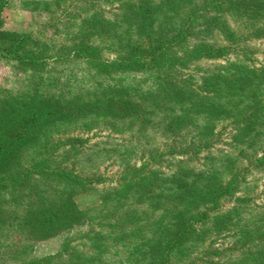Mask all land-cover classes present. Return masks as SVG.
<instances>
[{"label": "rangeland", "instance_id": "rangeland-1", "mask_svg": "<svg viewBox=\"0 0 264 264\" xmlns=\"http://www.w3.org/2000/svg\"><path fill=\"white\" fill-rule=\"evenodd\" d=\"M192 1L0 0V30L43 60L0 57V109L27 95L58 107L33 140L7 146L19 154L0 161V180L46 148L91 180L71 188L36 174L0 185V264H264V38L248 36L264 28V0H224L220 17L195 23L184 47L229 51L165 81L154 70L100 75L57 54L87 40L108 60L127 57L132 43L173 32Z\"/></svg>", "mask_w": 264, "mask_h": 264}, {"label": "trees", "instance_id": "trees-1", "mask_svg": "<svg viewBox=\"0 0 264 264\" xmlns=\"http://www.w3.org/2000/svg\"><path fill=\"white\" fill-rule=\"evenodd\" d=\"M224 0H193L187 6L180 5V13L177 17V26L175 30L168 32H153V39L149 40L148 46L144 47L141 44L132 43L128 47L127 57H118L108 60L103 57L99 45L93 44L87 40H80L70 46H63L58 51V56L66 54L68 57L81 59L86 65L90 66L97 74L110 75L119 71H134L141 72L144 70H154L165 77L163 80L169 79L172 70L179 68L187 62H192L195 59L218 58L229 51V46H215L208 44H199L193 47H184L187 36L190 34V29L199 21L205 19L209 13H215L220 17L224 11ZM137 5L136 11L145 14L149 10L145 5ZM134 7V5L132 6ZM148 12V11H147ZM136 14V12H135ZM150 17V16H149ZM152 17V16H151ZM220 19V18H219ZM221 22V20H219ZM217 22L218 28L224 34L228 43L234 44L238 39L235 33L227 26ZM248 36L252 38H264V28L252 30ZM24 36L19 37L15 33H9L0 30V43H10L7 46H0V57L15 59L18 63L29 65H40L41 58L34 56L29 50L21 49V44L24 41ZM40 62V64H38ZM23 100L5 98L2 101L0 109V124L2 125V133L4 137L0 141V161L7 163L10 159L18 158V151H9L7 149L10 144L15 147H20L26 142L33 140L36 129L40 128L46 120H51L52 111L58 107L54 104H46L41 102L39 106H31V97L23 96ZM14 102L8 105V101ZM43 100V99H42ZM45 101V100H44ZM15 104V106H14ZM8 110V111H7ZM47 123V122H46ZM6 127V128H4ZM51 148H46L45 152L40 153L38 157L29 160L28 164H23L14 179L8 180L3 178L0 180L1 187L13 190L15 186L22 184V180L29 178L31 175L44 174L52 176L61 182H64L71 188H81L90 182L89 178L83 177L71 170H66L57 166L54 160L51 159ZM70 204V203H69ZM71 206L72 202H71ZM55 213L51 214V216Z\"/></svg>", "mask_w": 264, "mask_h": 264}]
</instances>
